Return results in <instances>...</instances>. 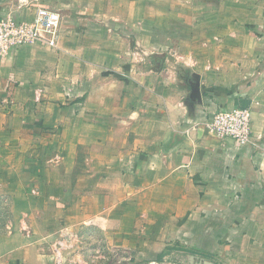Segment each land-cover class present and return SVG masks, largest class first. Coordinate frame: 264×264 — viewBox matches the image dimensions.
I'll return each instance as SVG.
<instances>
[{"label":"crops","instance_id":"crops-1","mask_svg":"<svg viewBox=\"0 0 264 264\" xmlns=\"http://www.w3.org/2000/svg\"><path fill=\"white\" fill-rule=\"evenodd\" d=\"M41 8L58 49L0 57V264H264V0H0V17ZM237 108L250 143L205 131Z\"/></svg>","mask_w":264,"mask_h":264},{"label":"built area","instance_id":"built-area-1","mask_svg":"<svg viewBox=\"0 0 264 264\" xmlns=\"http://www.w3.org/2000/svg\"><path fill=\"white\" fill-rule=\"evenodd\" d=\"M62 21L60 13L45 8L38 9L33 20L1 16L0 57L26 45L58 49ZM204 129L219 140L247 145L252 139V112L248 108L219 111L204 123Z\"/></svg>","mask_w":264,"mask_h":264},{"label":"rangeland","instance_id":"rangeland-1","mask_svg":"<svg viewBox=\"0 0 264 264\" xmlns=\"http://www.w3.org/2000/svg\"><path fill=\"white\" fill-rule=\"evenodd\" d=\"M64 2V1H63ZM61 3V2H60ZM57 12V11H56ZM13 15V14H12ZM61 15V14H60ZM15 17H17V15H13ZM62 16V15H61ZM21 19V18H19ZM21 20H24L23 18ZM237 109H240V108H237ZM0 220H4L5 217H6V210H5V206L2 210H0ZM1 226V225H0ZM70 245H74L76 249H80L82 247H84V244H82L80 241H73L72 243H70ZM71 250V249H70ZM175 259H173V262H174ZM121 264H127L125 262H122ZM169 264H172L171 262Z\"/></svg>","mask_w":264,"mask_h":264}]
</instances>
